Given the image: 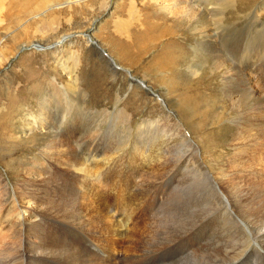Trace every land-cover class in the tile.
Returning <instances> with one entry per match:
<instances>
[{"label": "rangeland", "instance_id": "1", "mask_svg": "<svg viewBox=\"0 0 264 264\" xmlns=\"http://www.w3.org/2000/svg\"><path fill=\"white\" fill-rule=\"evenodd\" d=\"M173 1L0 0V107L3 109L14 97L18 102L14 109L25 115L14 120L22 128L18 138L0 131V178L7 182V189L0 185V264H19L18 253L27 256L25 249H31V243L25 245V241L13 238L16 227L12 226L23 201L38 199L37 194L47 189L30 170L36 159L46 162L47 167L51 165L52 170L58 167L60 183L64 185L58 193L48 189V195L60 196V202L46 204L42 199L30 213L39 215L42 229L60 237L62 243L72 242L75 234L71 233L77 230L72 221H64L61 215L68 204L64 203V195L69 185L81 193L77 210L82 213L85 230L95 235H77L82 237L80 244L108 264L221 262L222 253L215 254L209 248L198 251V246L192 250L195 236L190 230L198 222L196 218L206 214V208L202 207L205 200L200 183L191 175L192 162L180 163L182 156L192 155L189 147L182 145L181 135L194 140L195 147L200 145L197 154L204 157L214 175H218L219 167L226 170L228 163L232 164L231 158L238 152L230 134L237 130L236 119L243 118L239 113L242 109L228 100L224 82L228 76L234 78L235 69L244 71L251 93L263 102L264 0H186L200 12L207 7L208 23L212 25H206L204 32L195 19L183 30L174 26L173 16L166 11L176 4ZM155 25L171 28L176 34L170 55L163 50L167 39H144V33L155 31ZM212 30L217 31L216 40L211 42L215 46L212 51H218L215 55L221 58L219 70L214 67L210 49L202 45L206 36H214ZM62 40L66 41L61 43ZM212 75L216 76L215 83L209 84ZM193 94H200L201 99L186 102L184 98ZM42 100L48 102L54 116L62 118L60 132L66 140L77 134L81 148L86 142L99 146V150L89 155L80 148L82 154L75 166L49 155L46 147L52 132L41 133L35 125L41 120L37 111ZM254 105L257 107L251 114L259 108ZM169 118L181 127L179 133L169 129ZM27 120L37 128L35 135L22 126ZM25 134L31 137L22 138ZM203 135L215 136L208 138L209 146L201 141ZM242 147L249 149L250 144L237 146L239 150ZM250 154L246 156L250 158ZM259 154V150L252 152L253 161ZM173 169L178 173L171 180L168 176ZM157 215L160 221L155 219ZM100 218L105 219L102 225L98 224ZM158 230L171 237L177 235L179 240L158 248V243H154ZM199 237L203 242L200 244L206 245L202 233ZM248 237L242 250H262L247 256L242 264H264L263 259H257L264 254V240L262 247L256 248ZM236 239L240 240L237 236ZM226 242L215 243L212 248H220ZM151 249L157 252L148 255ZM68 255L49 259V264H64L60 261L71 260ZM246 255H240V259Z\"/></svg>", "mask_w": 264, "mask_h": 264}, {"label": "bare ground", "instance_id": "2", "mask_svg": "<svg viewBox=\"0 0 264 264\" xmlns=\"http://www.w3.org/2000/svg\"><path fill=\"white\" fill-rule=\"evenodd\" d=\"M27 1H34V0H27ZM163 1L168 2L171 0H163ZM215 1L219 2L221 0H215ZM222 1H224L225 3H228V1H230V0H222ZM174 2L176 4H174ZM171 3H173L174 5H171V7L166 8L167 9L166 11L170 15L173 16L174 26H177L178 28L183 30L185 24L191 23V21H193V19H195L198 22L199 29L202 32L205 31L206 25L209 26L208 18H207L208 16L206 15L208 13L207 7H205V9H202V11L200 12L199 11L200 9L196 10L194 7H192L190 5V2H187L186 0H174ZM217 4H219V3H217ZM211 5H215V2H212ZM11 20H12V18H11ZM187 28H188V26H187ZM190 28H193V27H190ZM170 29L171 28H168V27L159 28L157 25H155L154 26L155 31H150L148 28L149 32L144 33V36H145L144 39L151 38V40L154 42H157L158 40H161V39H167L168 42L164 46L163 50L167 55H170L172 46L174 44L173 40L175 39V36H176V34L173 33L172 30H170ZM212 31L214 33V36H210V35L206 36V38H204V41L202 40V45L211 50V51L208 50V52H210V54L214 58L215 66H214V64H213V66L217 70H219L222 67V65L220 64V61H219L221 58L219 56L215 55L216 53H218V51H216V52H215V50L212 51L215 46L212 47L213 43L211 42V41L214 42L216 40L215 36H217L216 35L217 31L216 30H212ZM154 32H156L155 35L152 34ZM204 36L205 35H203L202 37H204ZM178 39H180V38H178ZM205 40H207V41H205ZM37 46L39 48H41L39 45H37ZM203 46H198L197 48H203ZM197 48L195 49V51L198 50ZM204 52H206V51H204ZM112 64H114V61ZM192 64H193V62H192ZM213 66H212V68H213ZM114 67L116 69L118 68L116 65ZM246 74L242 70L235 69L234 78L231 76H228L224 82V90L228 94L227 95L228 100L230 101V103H233V106L236 105L237 108L242 109V112H243V114H242V112L239 111L240 117L243 119H239V118L236 119L235 118L237 130L234 133L230 134L232 136L231 143L233 144L235 142L234 143L235 151L238 152V154L234 155L235 157L233 156V158H231L232 164H236V166L228 163L226 170H224V167H219L218 175H214L213 172L209 170L211 168V166L207 165V162L205 161L204 157L199 156L197 154L198 150H200V148H199L200 145L195 147L192 144V142H194V140L192 141V140H190L191 138L189 139V138L182 136L181 134H178L179 136L181 135L182 145H187L189 147V150L191 151V154H192V155L189 154L185 158H183V156H182L180 163H182L184 161H191L192 162L191 169H190L191 175L193 176V178L198 179V181H199L198 183H200L201 192L203 193V196H204L203 199L205 200V201L203 200L205 202V204L202 205V207L206 208V214L203 215V217L201 219L196 218V220L198 222L193 226L194 229L190 230L191 235L195 236V240L192 243V250L195 249L197 246L199 247V245H200L201 247H199V248L197 247L196 250L199 251V250H204L206 248H209V249H212V251L215 254H217V253H219L218 255H220L221 253L224 254L223 257H221L222 258L221 262L217 263V264H242V262L244 261V259L247 256H249V255L252 256L255 251L260 253L262 250V249H255L254 247H249V246H248L249 248L242 250L241 247H243V241L249 240L248 236H250L251 241L254 243L255 246H257L256 248H258V247L260 248V247H262V242L264 240V107H263L264 98L262 99L263 102H260L261 100L256 99L254 97V94L251 93L252 91H250V88L248 87L249 85H248V81L246 79L248 74L247 75ZM210 78L211 79H209V80L211 82H209V84H214L216 76L212 75ZM238 96H240V98L236 100V98ZM200 97H201L200 94H193L190 96V98L185 97L184 99L187 102L188 99H189V101H191L192 99H195V98H196V100L198 98L201 99ZM260 97H263V96H260ZM209 98H212L211 95L209 96ZM232 99H233V101H232ZM213 100H215V99H213ZM17 103H18L17 100L14 97H12L11 99H9L5 103V107L3 109H1V107H0V131L3 130L2 133L6 134V135L9 133L11 135L13 134L12 135L13 138H15L16 136L18 138V134H20L22 132V128L19 129L14 124V120H16V118H20V117L22 118L25 116L23 114L24 113L23 111H21L19 109H14V106ZM254 103L258 104L259 108L255 109L254 110L255 112H253L251 114V112H252L251 110H253V108L255 106L257 107V105H254ZM50 105H51V103H50ZM37 112H38L37 114H38V116H40L41 120L39 122L35 121V125H37L36 127L38 129H40L41 133L52 132V136L50 137L51 140L49 141V143L46 147V149L48 151H50V152H48V154L49 155L52 154L53 156L60 158L62 161H64V164L73 165L76 161L79 162L81 154H82V152H80V148H81V145H83V144H77V138H76L77 134H75L74 137H71V138L68 137V140H66L63 137V135H61L60 126L63 125L62 124L63 120H62V118H58L57 116H54V114L50 110V108L48 106V102L46 100L41 101L40 109ZM244 112L245 113L248 112V113H246L248 115H246ZM77 120L78 119H75V121H77ZM169 120H170L169 129L170 130L173 129L175 132L179 133L178 130L179 129L181 130V127L177 126L176 123L172 119L169 118ZM215 120L219 122L220 118H217ZM22 126L25 128V130L29 129V131L32 132V134L35 133L34 132L35 129L37 130V128L35 126L33 128V124L31 122H29L28 120L26 121L25 126L23 124H22ZM167 135H169L170 138L174 139V135L169 133V131H167ZM228 136H227V138H228ZM23 137L29 138L31 136H29L28 134H25V135H22V138ZM213 137H215V136L212 135L211 137H208L206 135L205 136L203 135L201 138L202 139L201 141L205 140V143L206 142L208 143L209 142L208 138H213ZM74 138H76L75 141H73ZM32 141H34V140H32ZM80 143H82V142H80ZM252 143L255 145H253ZM215 144H216V142H215ZM240 144H243V145H246V144L249 145L250 144V147H249V149L242 147L239 150L237 148V146H239ZM207 146H209V143L207 144ZM98 147L94 146L93 144L85 142L84 148H81V149H84V151L89 152L88 154L90 155L93 150H99ZM252 148H255V149L252 150ZM112 150L114 151L115 147L112 148ZM255 150L261 151L262 154H259L260 156L256 155L254 158V161H253L252 156H254L255 154L252 155V152H254ZM43 152H45V151H43ZM248 154L251 155L250 158L252 160H250V158L247 157ZM217 159H219V158H217ZM61 160H60V162H61ZM234 160L235 161L237 160V162H234ZM218 162H219V160H218ZM44 164L41 163L40 159H36L33 163L34 166L30 170H32V171L34 170V174L36 176L35 179L39 180L38 183L41 182V184H44V185L46 184L47 186L46 185L45 186L47 187V189L43 191L42 190L43 187H42L41 190H42L43 194H41V195L37 194L38 199L37 198H31V199L26 198V201H23V203L21 205V210H19V211L17 210L15 212L16 215H14V217H13V219H16V222H13V226H12V227H16V231L13 232V238L17 239L19 242L25 241V245H27L28 243L32 244V245H30L31 249L28 252L25 249V253H27V256L25 255L26 257L24 255H22L20 252L18 253L17 257H19V264H49V259H57V257L60 258L62 254H69L70 257L68 255V258L71 259V260H68L66 262H64L65 260L60 261L61 263L63 262L64 264H108L105 260H103L99 257H96L95 255L90 253L88 250H86L87 247L84 244H80L81 243L80 238H82V237H79V236L84 237V236H95V235L94 234H88L90 231L87 232L88 230H85L86 226H84V224L82 222L83 221L82 220V213L80 212V210L79 211L77 210V199L80 197V194H81V193L80 194L78 193L79 191L75 192L72 187H70L69 185L66 186L68 188V190L66 191L67 194H65L64 197L67 200H65L64 203H68V204H67L66 208L63 209L64 214H61L60 211L57 212L58 214L62 215L64 221H66V222L72 221L74 223V225H76L77 230H75L74 232L71 233V234H75V235H72V238H74V240L72 242L64 244L61 241H59L58 239L60 237H55L52 234H50L51 232L48 233L44 229H42V227H41V225L43 224L42 221L40 222L41 224L38 222L39 215L30 213V210L32 208L38 207V204L40 203V201L42 199H44L43 202L46 204H48V202L51 204H53L57 201L60 202V196H53V198H51V195L49 196L48 193L50 191H52V193L53 192L56 193V191H57V193H58V192H60L58 190V188L61 189V186L64 185V184L60 183V179H62L61 174H60L61 170L57 169L58 167L53 168L54 166H52V168H53V170H52L50 168L51 165L49 167H47ZM49 164H51V163H49ZM61 165H63V163ZM74 166H75V164H74ZM177 173H178L177 169L171 170L169 172V176H168L169 179L172 180ZM32 179H33V177H32ZM64 183H66V182H64ZM30 184L31 183H29L28 186H30ZM48 184L50 186H48ZM0 185H2L4 189H7V182H6L4 177L0 178ZM31 186H33V185H31ZM23 188H24V186H23ZM48 189L50 190L49 192H48ZM21 191H23V189L20 190V192ZM32 191L37 192L35 190H32ZM29 194H30V192H29ZM44 194H46V195L44 198H42L41 196H43ZM26 195H27V193H26ZM33 197H35L34 194H33ZM57 197L59 199H57ZM199 199H200V197H199ZM81 200H82V198H81ZM174 203H175V201H174ZM71 206H73V210L72 209L70 210ZM14 208L16 210V207H14ZM43 215H44V213H43ZM159 215H157L155 217V219L157 221H160V218H158L159 220L157 219V217ZM9 217H7V218H9ZM189 218H191V217H189ZM44 219H46V218H44ZM102 219L105 220L104 218H100L98 221V224H101V222L102 223L104 222ZM47 220H50V219H47ZM12 221H14V220H12ZM95 221H97V220H95ZM1 222H3V221H1ZM8 222H10V220H8ZM49 222L51 223V221H49ZM51 224H54V223H51ZM199 224H202V225H199ZM46 225L47 224H45L43 226H46ZM0 227H2V226H0ZM162 227H163V225H161V228ZM67 228L68 227H66V229ZM90 228H91V226H90ZM159 230L161 231V229H159ZM159 230H158V233H156V235L154 234V236L157 238V240H155L154 243L155 244H156V242L158 243V245H156V246H158V248L167 247V246L175 243L177 240H179L177 235L176 236L174 235L171 237L170 233L159 232ZM68 231L69 230H67V232ZM200 233H202L203 238L207 241L206 245L200 244V242H202V239L199 237ZM77 235H79V236H77ZM188 235H190V234H188ZM164 236H165V238H164ZM236 236L240 240L237 241ZM196 237H198V238H196ZM67 239H70V238H67ZM182 239H186V238H182ZM77 241H79V242H77ZM91 241L94 242V241H96V239L93 237V239ZM226 241L229 242L228 244H229V247L231 249H229V247H226V246H228V244L226 245V243H227ZM219 242L220 243L226 242V243L219 245L220 248H212V246H216L215 243H219ZM74 243L77 245L76 247L74 246ZM209 243H210V246H209ZM233 243H235V244H233ZM231 244H233V245H231ZM19 245H20V243H19ZM26 247H28V246H26ZM223 247H226V248L224 249ZM263 251H264V249H263ZM156 252L157 251H155V250L153 251V249H151L148 252V255H152ZM158 253H159V251H158ZM28 254H30V255H28ZM242 254H247V255L244 258L240 259V255H242ZM210 255H212V254H210ZM259 255L260 256L257 259L261 258L264 260V254H259ZM243 256H241V257H243ZM216 260H214V261L216 262ZM51 264H52V262H51Z\"/></svg>", "mask_w": 264, "mask_h": 264}, {"label": "water", "instance_id": "3", "mask_svg": "<svg viewBox=\"0 0 264 264\" xmlns=\"http://www.w3.org/2000/svg\"><path fill=\"white\" fill-rule=\"evenodd\" d=\"M66 40H62L61 43L65 42Z\"/></svg>", "mask_w": 264, "mask_h": 264}]
</instances>
